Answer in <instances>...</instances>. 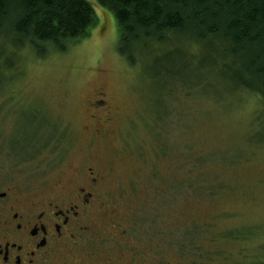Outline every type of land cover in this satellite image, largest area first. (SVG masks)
Here are the masks:
<instances>
[{
	"label": "rangeland",
	"instance_id": "374dc122",
	"mask_svg": "<svg viewBox=\"0 0 264 264\" xmlns=\"http://www.w3.org/2000/svg\"><path fill=\"white\" fill-rule=\"evenodd\" d=\"M88 1L96 24L87 39L45 59L27 49L0 63V81L14 75L0 82V186L20 184L49 195L92 169L101 177L97 200L115 224L127 225L132 257L143 255L138 264H195L199 257L179 247L189 245L187 231L212 259L220 252L219 264L264 261V110L258 99L230 93L219 80L208 94L177 103V94H165L172 80L150 67L130 68L118 55L114 15L98 0ZM6 48L0 42V56ZM101 100L112 117L103 126L105 113L91 108ZM165 113L172 118L164 121ZM39 136L38 149L47 140L63 142L57 151L35 153L28 145ZM196 158L205 164L197 179L209 190L222 186L221 200L197 196L183 181ZM196 176L188 184L194 186ZM248 229L255 238L246 243L219 236ZM122 246L121 240L112 249L122 252Z\"/></svg>",
	"mask_w": 264,
	"mask_h": 264
},
{
	"label": "trees",
	"instance_id": "16d2710c",
	"mask_svg": "<svg viewBox=\"0 0 264 264\" xmlns=\"http://www.w3.org/2000/svg\"><path fill=\"white\" fill-rule=\"evenodd\" d=\"M98 1L115 17L118 55L130 68L150 67L156 76L172 80L171 84L165 83V94H177V103L208 94L207 89L212 91L221 80L230 93L256 97L260 110H264V0ZM95 24L96 13L88 0H0V42L7 46L0 63L8 54L17 56L27 49L39 59L67 52L87 39ZM12 77L6 82L3 77L0 82L7 83ZM170 115L172 118V113H165L163 120ZM259 122L263 124L264 118ZM38 134L43 137L44 133ZM42 137L28 148L35 153L47 147L57 151L63 142L47 140L38 149ZM165 146L162 142L163 159L169 158ZM190 162L192 167L183 181L192 193L214 203L221 200V185L219 190H209L205 179H197L204 162L199 158ZM193 173L197 175L194 186L187 182ZM200 182L203 186H198ZM215 185L212 182L211 188ZM182 193L180 190L178 194ZM183 196L188 198L189 194ZM184 233L189 245H178L182 252L191 251L199 257L195 264H219L220 252L212 259L202 252L204 246L196 244L189 231ZM219 236L245 243L255 238L251 229Z\"/></svg>",
	"mask_w": 264,
	"mask_h": 264
},
{
	"label": "flooded vegetation",
	"instance_id": "af4514ba",
	"mask_svg": "<svg viewBox=\"0 0 264 264\" xmlns=\"http://www.w3.org/2000/svg\"><path fill=\"white\" fill-rule=\"evenodd\" d=\"M91 108L105 113L101 126L112 123L105 101ZM100 179L92 169L78 171L67 187L49 195L20 184L0 186V264H138L143 255L132 257L127 225L115 224L97 200ZM121 240L122 252L112 249Z\"/></svg>",
	"mask_w": 264,
	"mask_h": 264
}]
</instances>
